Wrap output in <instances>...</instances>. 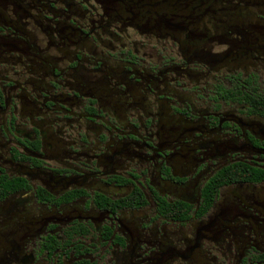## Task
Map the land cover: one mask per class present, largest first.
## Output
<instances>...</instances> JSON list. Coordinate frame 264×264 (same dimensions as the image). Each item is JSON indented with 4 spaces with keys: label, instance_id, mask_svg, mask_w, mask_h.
<instances>
[{
    "label": "flooded vegetation",
    "instance_id": "flooded-vegetation-1",
    "mask_svg": "<svg viewBox=\"0 0 264 264\" xmlns=\"http://www.w3.org/2000/svg\"><path fill=\"white\" fill-rule=\"evenodd\" d=\"M0 264H264V0H0Z\"/></svg>",
    "mask_w": 264,
    "mask_h": 264
}]
</instances>
